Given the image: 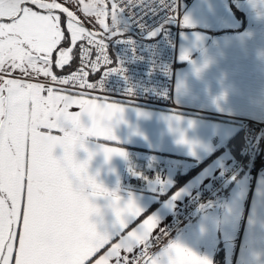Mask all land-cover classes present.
<instances>
[{"label":"snow or ice","instance_id":"snow-or-ice-1","mask_svg":"<svg viewBox=\"0 0 264 264\" xmlns=\"http://www.w3.org/2000/svg\"><path fill=\"white\" fill-rule=\"evenodd\" d=\"M65 4L75 5L76 11ZM138 6L139 15L133 11ZM162 11L165 19L180 20L178 0H0V264H158L149 254L154 241L165 235L159 227L160 235L154 236L153 230L160 226L157 217L144 215L131 198L120 207V197L88 174L94 153L85 147V140H116L106 121L123 111L124 102L91 94L107 92L108 77L123 71L110 66L109 43L124 36L128 17L142 22L144 14ZM77 12L99 31L86 28ZM61 14L66 17L67 35ZM183 20L190 25L188 16ZM69 39L70 46H61ZM78 42H82L78 70L54 74L53 64L64 69L73 61ZM102 69L96 82H89V73ZM17 70L25 77L43 76L50 78V84L71 85L79 91L6 78ZM74 107L78 111H71ZM85 114L91 119L89 127L81 122ZM110 144L116 145H99L105 159L126 156L118 145ZM57 146L64 152L60 159L53 156ZM77 147L88 152V160H75ZM90 195L113 197L119 225L114 231L100 232L90 220L100 211ZM169 249L178 257L169 264H210L178 242H169L165 251Z\"/></svg>","mask_w":264,"mask_h":264},{"label":"crops","instance_id":"crops-1","mask_svg":"<svg viewBox=\"0 0 264 264\" xmlns=\"http://www.w3.org/2000/svg\"><path fill=\"white\" fill-rule=\"evenodd\" d=\"M179 4L181 31L172 95L175 107L122 101L123 111L106 121L116 140H85V147L94 153L88 174L120 197V207L131 198L144 215L156 216L160 226L153 230L154 236L160 234L159 227L165 233L160 245L177 234L181 239L174 238V242L206 257L210 264H248L258 222H264V169L255 177L249 173L260 141L254 140L251 153L243 156L247 136L242 122L264 121V0H194L189 6L179 0ZM184 16L190 18V25L184 24ZM76 63L77 46L73 61L64 69L53 64V72L71 71ZM6 78L50 86V78L25 77L19 70ZM81 122L91 126L86 114ZM181 138L186 142L180 143ZM102 143L118 145L126 156L105 159L99 147ZM63 155V148L57 146L53 156L60 159ZM74 158L77 162L88 160V152L77 147ZM237 160L243 161V167L233 178L224 180L225 172ZM71 179L74 187L79 185ZM149 180L156 182V187H151ZM216 180L224 182L212 199L224 197L225 201L213 204L215 207L204 206L178 221L182 208ZM85 192L91 189L85 188ZM89 200L100 210L90 217L97 230L114 231L119 225L113 197L90 195ZM211 208L214 212L209 214L206 210ZM198 227L204 230L201 245L194 247L191 235ZM122 255L131 258L133 254Z\"/></svg>","mask_w":264,"mask_h":264},{"label":"built area","instance_id":"built-area-1","mask_svg":"<svg viewBox=\"0 0 264 264\" xmlns=\"http://www.w3.org/2000/svg\"><path fill=\"white\" fill-rule=\"evenodd\" d=\"M194 0H184L185 6H189ZM133 11L139 15V6ZM160 12L158 15L144 14L138 22L131 17L126 20L127 30L121 40L109 43L108 54L113 60L111 67L116 65L123 69L122 72H114L108 77L107 92H92V95L107 96L111 100L125 101L138 105L158 108H174L172 100L173 85L175 80L174 70L176 67V44L181 31V9L178 0L177 18L165 19ZM139 19V16L136 17ZM78 43V50L79 44ZM95 53H93V59ZM79 55L77 53V64L68 72L58 73L57 76L71 74L79 68ZM89 73V82L95 83L102 74ZM48 85L57 89H66L77 92L79 89L71 85ZM90 91V90H85ZM131 96V97H128ZM242 130L247 136L246 147L242 151L247 157L254 148V140H259L257 150L251 157L249 173L252 177L257 176L264 169V121L245 119L242 122ZM243 167V161L237 160L225 172V179L233 178ZM150 174H155L150 170ZM224 180H216L213 184L193 201L182 208L178 221L188 218L195 210L202 207L223 184ZM160 235V234H158ZM165 235L159 241H154L149 253L159 246Z\"/></svg>","mask_w":264,"mask_h":264},{"label":"rangeland","instance_id":"rangeland-1","mask_svg":"<svg viewBox=\"0 0 264 264\" xmlns=\"http://www.w3.org/2000/svg\"><path fill=\"white\" fill-rule=\"evenodd\" d=\"M58 2H61V3H64V0H58ZM65 6H68V7H70V10H73V11H76V6L75 5H68V4H65ZM77 15L80 17V19H81V21L84 23V26L86 27V28H88L89 30H91V31H99V26L98 25H96L95 27L93 26V24L92 23H89L88 22V20H87V18H85L84 16H83V14L82 13H79V12H77ZM61 19H62V28H64L65 29V32H66V17L63 15V14H61ZM109 23H110V19H109V21H108ZM128 28H127V23H126V21H125V24H124V29H123V31H126ZM66 35H67V32H66ZM79 43V42H78ZM61 46H70V39L68 40V41H62V44H61ZM77 53H78V45H77ZM142 168V167H141ZM150 168V167H149ZM149 184H151V187H156V182H152V181H150L149 180V182H148ZM216 205V204H215ZM215 205H213L212 204V206H210V207H215ZM202 208L200 207L199 209H197L196 211L197 212H199L200 210H201ZM206 209V208H205ZM215 209V208H214ZM209 214H212L213 212H214V210H212V208H211V210H206ZM207 212H205V213H207ZM214 215V214H213ZM198 216V215H197ZM210 217V216H209ZM212 218H210V220H211ZM178 227V226H177ZM204 229H202L201 227H198L195 231H194V233L191 235V236H193L192 237V241L190 242L194 247L195 246H200L201 244L199 243V241H201L202 240V238L200 237V236H202V231H203ZM174 238H179V239H181V236L179 235V236H177V234L174 236ZM174 238L172 239H170V238H168V240L169 241H167L166 242V244L165 245H159V246H157L151 253H149V254H154V256L155 257H159L160 259H161V261H165V260H167V258L166 257H162L161 256V253L164 251V248L165 247H167L168 246V244H169V242H174ZM184 243V242H183ZM182 244V243H181ZM206 245V244H205ZM162 246V247H161Z\"/></svg>","mask_w":264,"mask_h":264},{"label":"clouds","instance_id":"clouds-1","mask_svg":"<svg viewBox=\"0 0 264 264\" xmlns=\"http://www.w3.org/2000/svg\"><path fill=\"white\" fill-rule=\"evenodd\" d=\"M220 226H223L222 223ZM184 248L193 252L191 249L187 247ZM165 249H167V247L164 248V251L161 253V256L167 258L168 264L169 261H175L178 259L174 250L169 249L165 251ZM194 254L200 257L201 259H207L206 257L199 255L197 253ZM155 258L157 259L158 264H161V259L159 257H155ZM248 264H264V222H258V231H256L255 233L253 242L250 245L248 252Z\"/></svg>","mask_w":264,"mask_h":264},{"label":"water","instance_id":"water-1","mask_svg":"<svg viewBox=\"0 0 264 264\" xmlns=\"http://www.w3.org/2000/svg\"><path fill=\"white\" fill-rule=\"evenodd\" d=\"M224 201H225L224 197H219V198H216V199H210L209 201H207V203L204 206H208L210 204H215V203H221V202H224Z\"/></svg>","mask_w":264,"mask_h":264},{"label":"trees","instance_id":"trees-1","mask_svg":"<svg viewBox=\"0 0 264 264\" xmlns=\"http://www.w3.org/2000/svg\"><path fill=\"white\" fill-rule=\"evenodd\" d=\"M124 33H125V31H124ZM75 61V60H74ZM77 64V63H76Z\"/></svg>","mask_w":264,"mask_h":264}]
</instances>
